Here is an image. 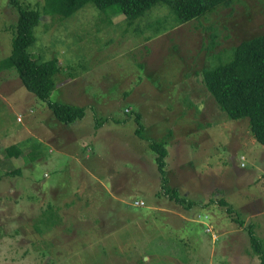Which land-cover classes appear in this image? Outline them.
I'll use <instances>...</instances> for the list:
<instances>
[{"label":"rangeland","instance_id":"374dc122","mask_svg":"<svg viewBox=\"0 0 264 264\" xmlns=\"http://www.w3.org/2000/svg\"><path fill=\"white\" fill-rule=\"evenodd\" d=\"M114 8L87 2L34 28V57L60 66L49 99L83 106V118L58 122L14 69L0 70V264H258L247 225L264 242V146L246 118L214 104L201 72L264 32V0L180 24L163 4L133 24ZM16 18L0 0V60ZM167 130L169 186L197 202L225 198L242 224L223 205L188 209L162 192L147 139ZM11 144L19 156L6 155Z\"/></svg>","mask_w":264,"mask_h":264},{"label":"trees","instance_id":"16d2710c","mask_svg":"<svg viewBox=\"0 0 264 264\" xmlns=\"http://www.w3.org/2000/svg\"><path fill=\"white\" fill-rule=\"evenodd\" d=\"M8 2L16 9L17 18L11 30V52L0 60V70L14 69L22 86L45 101L58 122L69 124L83 118L85 108L49 99L59 83L56 79L60 71L58 60L56 57L41 60L34 57L33 52L30 51V47L36 41L34 28L40 23L43 15L68 17L87 2H92L99 9L115 6L112 12L126 15L129 24H133L153 7L163 4L175 14V23L180 24L200 18L218 7H230L235 0H43L42 9L36 6L30 7L22 3V0H8ZM160 19V23L164 22L162 18ZM214 42L212 37L207 49L211 50ZM215 58H219L217 62L212 66L203 67L201 72L205 89L214 104L222 109L227 117L233 120L246 118L251 136L264 146V32L243 39L233 47L227 60H220L219 54H216ZM135 121L137 123L135 133L141 135L147 127L140 113L136 114ZM100 125L101 123L98 122V126ZM171 133L172 130H167L163 138L147 139L149 148L156 153L155 161L162 192L188 209L194 204L203 208L210 204L223 205L230 215H235L233 219L242 224L235 205L225 198H210L204 203L197 202L180 195L178 188L169 186L166 145L172 141ZM141 137L143 138V135ZM21 153L22 150L15 144L6 148L8 156H19ZM136 201L144 200L134 199V206ZM247 230L251 249L259 259L258 264H264V242L256 235L253 223L247 225Z\"/></svg>","mask_w":264,"mask_h":264},{"label":"built area","instance_id":"2783aa9c","mask_svg":"<svg viewBox=\"0 0 264 264\" xmlns=\"http://www.w3.org/2000/svg\"><path fill=\"white\" fill-rule=\"evenodd\" d=\"M127 111H130V110L127 109ZM18 119H20V118H18ZM241 164L243 165V163H241ZM142 202H143V203H142ZM135 204H136V205H139V204H143V205H144L145 202H144V201H136ZM205 225H206V231H207V232L212 231V228H211L208 224L205 223ZM213 238L215 239V235H213Z\"/></svg>","mask_w":264,"mask_h":264},{"label":"clouds","instance_id":"9594fccd","mask_svg":"<svg viewBox=\"0 0 264 264\" xmlns=\"http://www.w3.org/2000/svg\"><path fill=\"white\" fill-rule=\"evenodd\" d=\"M130 110V109H129ZM18 118H20V117H18ZM18 120H20V119H18Z\"/></svg>","mask_w":264,"mask_h":264},{"label":"crops","instance_id":"0c3cea01","mask_svg":"<svg viewBox=\"0 0 264 264\" xmlns=\"http://www.w3.org/2000/svg\"><path fill=\"white\" fill-rule=\"evenodd\" d=\"M207 224V223H206Z\"/></svg>","mask_w":264,"mask_h":264}]
</instances>
